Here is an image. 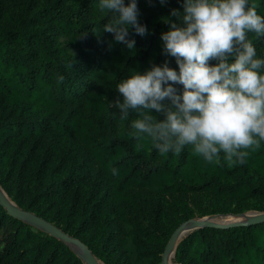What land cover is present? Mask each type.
Returning a JSON list of instances; mask_svg holds the SVG:
<instances>
[{"label":"trees","instance_id":"trees-1","mask_svg":"<svg viewBox=\"0 0 264 264\" xmlns=\"http://www.w3.org/2000/svg\"><path fill=\"white\" fill-rule=\"evenodd\" d=\"M250 3L264 15V0ZM138 8L148 32L129 28L135 44L126 48L103 30L110 14L99 0H0V186L103 264H161L170 233L194 210L225 213L255 199L264 212V141L242 162L223 154L209 162L191 145L160 153L133 135L137 114L121 117L112 105L122 79L165 59L163 17L181 4L138 0ZM250 38L264 54V37ZM170 262L264 264V223L198 228ZM0 264L84 262L0 206Z\"/></svg>","mask_w":264,"mask_h":264},{"label":"clouds","instance_id":"clouds-1","mask_svg":"<svg viewBox=\"0 0 264 264\" xmlns=\"http://www.w3.org/2000/svg\"><path fill=\"white\" fill-rule=\"evenodd\" d=\"M178 2L182 10L163 17L165 59L122 79L111 103L121 117L137 114L133 135L148 137L160 153L191 145L206 161L219 162L223 154L242 162L247 149L264 141V54L250 38L264 37V15L250 0ZM99 6L110 14L103 30L113 43L134 48L129 28L142 37L148 32L138 0H99Z\"/></svg>","mask_w":264,"mask_h":264},{"label":"water","instance_id":"water-1","mask_svg":"<svg viewBox=\"0 0 264 264\" xmlns=\"http://www.w3.org/2000/svg\"><path fill=\"white\" fill-rule=\"evenodd\" d=\"M4 192V191H3ZM5 194V193H4ZM0 206L4 208L7 214L11 217L18 218L28 224L34 225L37 228L47 232L50 236L62 241L68 245L72 250L74 248H79L83 251L85 264H96V258L88 250V248L78 239L70 237L68 234L62 232L59 228L46 222L45 220L37 217L31 212L23 211L16 207L12 202H8L4 196L0 193ZM206 218H201L199 220H189L181 224L170 236L168 243L165 246V249L162 254L161 264H171L170 263V252L176 249L177 244L192 230L204 227H213V228H229L234 226H251L259 223H264V213H254L246 222H234L231 224H220L216 222H208ZM190 229L189 232L186 231ZM186 235L181 238L184 234ZM173 256V255H172Z\"/></svg>","mask_w":264,"mask_h":264},{"label":"rangeland","instance_id":"rangeland-1","mask_svg":"<svg viewBox=\"0 0 264 264\" xmlns=\"http://www.w3.org/2000/svg\"><path fill=\"white\" fill-rule=\"evenodd\" d=\"M1 188V186H0ZM2 189V188H1ZM6 195V194H5ZM7 196V195H6ZM8 200L12 203H14L8 196H7ZM259 200H255V199H249V200H246V201H243V202H240V203H237V204H230L227 206V212L225 213H216V214H212V215H206V216H198V211L197 210H194V212L191 211V217L189 219H187L186 221H181V220H178L177 222V226L176 228H178L181 224L189 221V220H199L201 218H206V217H210V218H213L216 222V223H220V224H231V223H234V222H246L250 216H252L254 213H262V212H259L257 210L254 209L255 206H257L259 204ZM15 204V203H14ZM17 207V206H16ZM18 208V207H17ZM264 213V212H263ZM27 223V222H26ZM31 225V224H30ZM54 225V224H53ZM34 226V225H32ZM36 227V226H34ZM37 228V227H36ZM39 229V228H38ZM41 230V229H39ZM196 230V229H195ZM43 231V230H42ZM175 231V230H174ZM172 231L170 233V236L172 235V233L174 232ZM194 231V230H192ZM191 231V232H192ZM45 232V231H44ZM190 232V233H191ZM47 233V232H46ZM190 233H188L187 235H189ZM67 234V233H66ZM186 235V236H187ZM185 236V237H186ZM184 237V238H185ZM170 238V237H169ZM183 238V239H184ZM179 244V243H178ZM177 244V245H178ZM85 245V244H84ZM86 246V245H85ZM73 249L76 251V253L78 254V251L76 250L77 248H74ZM175 252V250H174ZM93 255V254H92ZM78 256L81 258V260L84 262L85 264V261H84V256L82 257L81 255L78 254ZM94 256V255H93ZM173 256H174V253H173ZM172 256V257H173ZM95 257V256H94ZM171 257V258H172ZM96 258V257H95ZM97 260H99L98 258H96ZM101 263L102 261L99 260ZM171 263V262H170ZM103 264V263H102ZM172 264V263H171Z\"/></svg>","mask_w":264,"mask_h":264},{"label":"bare ground","instance_id":"bare-ground-1","mask_svg":"<svg viewBox=\"0 0 264 264\" xmlns=\"http://www.w3.org/2000/svg\"><path fill=\"white\" fill-rule=\"evenodd\" d=\"M0 193L4 196V198H5L8 202H10V201L8 200L7 196L4 194V192H3V190H2L1 188H0ZM206 220H207L208 222H214V221H215L213 218H210V217L207 218ZM189 231H190V229H188V230L186 231V233L189 232ZM186 233H185L181 238H183V237L186 235ZM76 250L78 251V254H79V255H81L82 257L84 256L83 251H82L81 249L77 248ZM173 253H174V250L172 249V251L170 252V258L172 257ZM96 264H102V263H101L99 260L96 259Z\"/></svg>","mask_w":264,"mask_h":264}]
</instances>
